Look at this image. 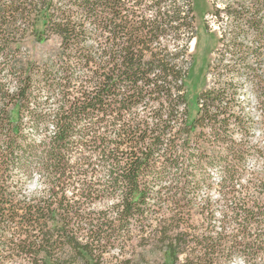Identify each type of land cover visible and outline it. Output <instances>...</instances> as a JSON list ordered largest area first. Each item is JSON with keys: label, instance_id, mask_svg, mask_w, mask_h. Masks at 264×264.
I'll list each match as a JSON object with an SVG mask.
<instances>
[{"label": "trees", "instance_id": "16d2710c", "mask_svg": "<svg viewBox=\"0 0 264 264\" xmlns=\"http://www.w3.org/2000/svg\"><path fill=\"white\" fill-rule=\"evenodd\" d=\"M177 2L0 0V264L13 252L29 264L88 261L105 234L139 226L154 228L148 240L157 237L172 264H228L239 248L248 257L264 254V194L253 202V184L243 182L253 122L238 98L245 79L264 112V80L243 55L264 53V0L225 10L234 22L230 51L242 66L221 67L197 95L194 116L186 50L172 53L165 44L189 27ZM27 33L40 41L55 35L58 50L43 63L25 60L18 52ZM250 34L255 48L243 43ZM213 169L220 171L217 198H198L199 189L213 188ZM12 170L38 172L43 192L16 198ZM116 197L113 217L96 214V201ZM238 225L241 239L256 228V244L236 242L229 228ZM69 228L94 229L81 245ZM181 228L208 230L193 236ZM59 244L70 254H59Z\"/></svg>", "mask_w": 264, "mask_h": 264}, {"label": "rangeland", "instance_id": "374dc122", "mask_svg": "<svg viewBox=\"0 0 264 264\" xmlns=\"http://www.w3.org/2000/svg\"><path fill=\"white\" fill-rule=\"evenodd\" d=\"M188 1L190 4L189 8L187 7ZM244 2L246 0H178L177 2L182 9V15L187 17L189 27L188 30L180 33V38L176 42L170 41L165 44L168 46V51L172 53L186 50L183 67L189 69L186 86L188 91L187 99L192 116L197 111V95L216 83L220 76L221 67L233 66L239 68L238 66H242L239 59L234 57L230 51V31L233 29L232 25L234 22L232 18L226 15L225 10L229 6L237 8L238 4H243ZM151 16H153L152 12L149 13V17ZM19 42L21 44V49L18 52L20 56L25 60L30 59L43 63L58 50L60 40L55 35H49L47 39L40 41L35 39L30 33H27ZM243 43L251 48L257 46L253 34L247 36ZM241 55L239 54V56ZM243 55L246 58L247 66L257 69L264 80V53L261 52L259 57L252 54ZM208 66H214V69L210 71ZM2 80L9 85L13 82L6 72L2 75ZM244 80L243 90L239 93L238 98L245 103L246 112L251 116L253 122L250 142L254 151L245 168L243 182L251 180L253 187L250 191V199L256 202L264 194V189L261 187V183L264 181V154L259 152H264V112L261 109L262 104L258 93L248 81ZM31 137L37 142L43 138L40 134H33ZM104 171L106 169H103ZM210 177L213 188L210 190L199 189L197 192L198 198L204 197L207 193L213 198H217L215 188L220 181V171L217 169L211 170ZM99 179L100 186L107 183L105 174ZM9 188L16 198L23 200L24 198L31 199L39 196L43 192L45 184L38 172H34L31 176H26L19 170H12L9 177ZM67 196L71 197V194L68 193ZM118 200L116 197L96 201V214L101 210H107L105 217H113L114 214L108 211V207L112 203L118 202ZM221 218L222 213L216 211L213 215L214 221L219 222ZM200 219V215L193 214L194 221L198 222ZM216 227L214 229H220L219 223ZM91 229L94 228H69L79 237L81 245L89 242L88 233L90 235L89 231ZM181 229L193 236H200L208 230V228ZM229 229L237 236L236 242L238 244H256L254 238L256 228H252L251 236L253 234V237L251 239L247 236L240 238L242 231L239 225ZM146 230V233H142L140 226L137 228H124V230L122 229V231L115 233L108 240L107 235L104 233L106 237L95 246L93 258L87 261L82 257H77L74 264H172L168 253L163 250V243L159 242L157 237L148 240L150 237L149 232L154 230V228H146ZM14 235V233L10 232L4 236L11 238ZM57 247L59 254H70V248H63L62 244ZM12 254L15 256L4 261L3 264H29L20 253L13 252ZM228 264H264V254L254 253L253 256L248 257L243 253V248H239L238 255Z\"/></svg>", "mask_w": 264, "mask_h": 264}]
</instances>
